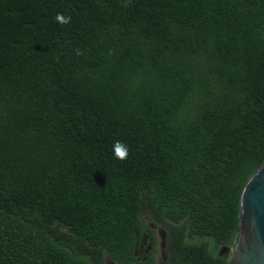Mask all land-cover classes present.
Listing matches in <instances>:
<instances>
[{
    "label": "trees",
    "instance_id": "1",
    "mask_svg": "<svg viewBox=\"0 0 264 264\" xmlns=\"http://www.w3.org/2000/svg\"><path fill=\"white\" fill-rule=\"evenodd\" d=\"M263 161L264 0H0V264L126 262L145 209L233 245Z\"/></svg>",
    "mask_w": 264,
    "mask_h": 264
},
{
    "label": "flooded vegetation",
    "instance_id": "2",
    "mask_svg": "<svg viewBox=\"0 0 264 264\" xmlns=\"http://www.w3.org/2000/svg\"><path fill=\"white\" fill-rule=\"evenodd\" d=\"M149 214L146 209L139 214L142 222L134 229L129 259L117 262L101 253L98 255L101 264H223L230 258L237 236L233 245L220 244L214 248L210 238L190 239L180 223L166 216L153 220ZM221 247L226 251L222 252Z\"/></svg>",
    "mask_w": 264,
    "mask_h": 264
},
{
    "label": "water",
    "instance_id": "3",
    "mask_svg": "<svg viewBox=\"0 0 264 264\" xmlns=\"http://www.w3.org/2000/svg\"><path fill=\"white\" fill-rule=\"evenodd\" d=\"M238 216L237 239L230 258L223 264H264V161L241 189ZM221 250L225 252L226 248Z\"/></svg>",
    "mask_w": 264,
    "mask_h": 264
},
{
    "label": "clouds",
    "instance_id": "4",
    "mask_svg": "<svg viewBox=\"0 0 264 264\" xmlns=\"http://www.w3.org/2000/svg\"><path fill=\"white\" fill-rule=\"evenodd\" d=\"M55 20L57 21V23H60L62 25L68 24L71 22V16H67L63 13H58L55 17ZM112 152L117 159L123 161L127 159L130 148L124 141L116 140L113 143Z\"/></svg>",
    "mask_w": 264,
    "mask_h": 264
}]
</instances>
